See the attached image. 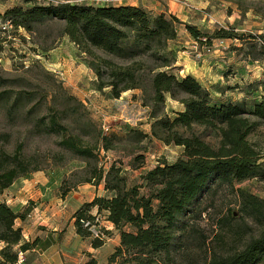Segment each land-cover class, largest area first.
Here are the masks:
<instances>
[{"label": "trees", "instance_id": "trees-1", "mask_svg": "<svg viewBox=\"0 0 264 264\" xmlns=\"http://www.w3.org/2000/svg\"><path fill=\"white\" fill-rule=\"evenodd\" d=\"M4 16L13 27L26 31L31 30L32 22L46 17L63 20V34L89 57L86 63L95 76L93 88L99 92L109 88L111 98L141 88L142 58L148 57L154 63L147 79L152 104L150 136L165 145L182 146V153L171 163L159 161L139 176L140 183H127L122 167L115 164L104 172L93 168L87 182H102L105 195L75 211L74 228L81 237L91 239L92 247H100L108 231L100 229L102 237L91 238L83 223L97 225L95 219L105 213V221L112 224L119 240L104 264H264V199L242 189L233 191L241 225L230 228L231 236L225 243H206V237L195 234L193 223L201 215L200 197L213 186L233 187L242 180L264 178V155L248 140L264 124V99H255L250 107L244 102L214 99L191 75L173 73L174 59L166 53L169 42L177 36L175 15L154 14L139 6H85L48 0L25 10L10 8ZM183 27L190 37L206 45L212 39L240 38L222 28L208 36L195 26ZM167 96L182 107L173 112L172 118L159 113ZM68 100L82 105L75 97L69 96ZM42 123L60 135L58 145L63 149L76 156H92V148L80 145L79 136L72 134L54 114H50L47 123L42 119ZM146 136L135 134L138 139ZM207 137L215 144L206 141ZM97 140L107 150V139ZM26 162L21 148L12 154L0 150V195L17 179L39 171L37 167L30 169ZM60 191L62 195L68 192L61 188ZM92 208H96V215L90 214ZM234 214L229 211L225 215L223 226L227 229L229 222L236 219ZM26 216L25 210L17 212L0 200V264H17L19 254L23 257L34 246L35 241H24L21 229L15 225L16 219ZM191 244L198 250L197 255L190 249ZM96 263L89 258L83 264Z\"/></svg>", "mask_w": 264, "mask_h": 264}, {"label": "rangeland", "instance_id": "rangeland-1", "mask_svg": "<svg viewBox=\"0 0 264 264\" xmlns=\"http://www.w3.org/2000/svg\"><path fill=\"white\" fill-rule=\"evenodd\" d=\"M47 1L0 0V150L12 154L21 148L28 167L41 171L39 175L48 182L49 191L55 188L58 192L60 188L71 191L78 187L82 199L92 193L96 179L89 182L87 179H91L93 168L104 172L115 164L122 167L127 183H140L139 176L159 161L171 163L181 157L182 146L165 145L150 136L152 104L147 79L149 68L154 65L151 59H141L144 68L139 73L140 89L127 90L118 98H111L109 88L100 92L93 88L95 76L86 63L89 57L63 34V20L46 17L32 22L31 30L26 31L13 27L4 16L10 8L25 10L32 4ZM53 1L85 6L102 3L101 0ZM112 1L109 4L136 2L154 14L159 10L175 14L177 36L169 42L166 53L174 59L173 73L181 77L185 73L196 75L197 81L214 99L244 102L247 107L255 99H264V0H241L240 3L235 0ZM6 22L8 26L3 29ZM184 24L195 26L208 36L222 28L240 38H225L223 46L216 45L217 39H212L209 45L201 44L184 30ZM200 72L202 75H198ZM69 96L82 105L69 101ZM181 109L178 102L167 96L159 113L172 118L173 112ZM50 114L79 136L80 145L92 148L91 157L76 156L58 145L60 135L50 132L42 123V119L47 123ZM136 133L147 136L138 139ZM98 137L107 139V150L102 148ZM205 140L215 144L211 137ZM248 140L264 155V124L259 125ZM237 188L264 199V178L242 180L233 187L213 186L208 194L200 197L201 215L193 220L195 234L206 237V243L227 242L230 228L234 230L241 225L233 192ZM229 211L235 213L236 219L229 222L227 229L223 221ZM28 217L35 216L29 213ZM97 224L107 232L102 216H97ZM191 246L193 254L197 255L195 245Z\"/></svg>", "mask_w": 264, "mask_h": 264}, {"label": "crops", "instance_id": "crops-1", "mask_svg": "<svg viewBox=\"0 0 264 264\" xmlns=\"http://www.w3.org/2000/svg\"><path fill=\"white\" fill-rule=\"evenodd\" d=\"M118 5L138 6L136 2ZM159 12L165 15H175L168 10H159ZM185 74L198 80L196 75ZM198 75H202L201 72ZM40 172L37 171L28 177L17 179L19 181L14 182L15 184L13 183L0 195V197L8 195L7 198L0 200H4L13 210L17 212L25 210L26 214L32 213L35 216L15 220V225L21 229L24 241L31 243L35 241L34 246L23 253L24 260L20 264H83L89 258H93L96 264L106 263L119 240L118 233L113 229L112 224L105 221L108 236L100 247L94 248L90 238L77 234L73 218V214L82 204L105 195L103 183L92 184L90 197L82 199L78 187L63 195L55 187L56 190L49 191L50 186L46 179L39 175ZM32 179H41V181L37 182ZM90 214L96 215V208H92ZM99 216L105 219L104 212H101Z\"/></svg>", "mask_w": 264, "mask_h": 264}, {"label": "built area", "instance_id": "built-area-1", "mask_svg": "<svg viewBox=\"0 0 264 264\" xmlns=\"http://www.w3.org/2000/svg\"><path fill=\"white\" fill-rule=\"evenodd\" d=\"M105 3V4H109V3H112L113 1L112 0H101L100 3ZM8 22L4 23V25L2 26V28L4 29L5 26H8L7 25ZM216 45L217 46H223L224 45V40L223 39H217L216 40ZM108 128H105V130H107ZM29 215V214H28ZM95 223H97V219H95ZM83 226L86 227L88 229L90 233V236L91 238H101L102 237V232L100 230V227L98 226V224H91L89 222H84L83 223ZM23 260V257H22V254L20 253L19 256H18V261H17V264H20Z\"/></svg>", "mask_w": 264, "mask_h": 264}]
</instances>
